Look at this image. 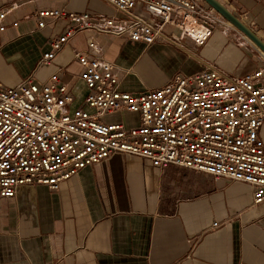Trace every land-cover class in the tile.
<instances>
[{
  "label": "crops",
  "instance_id": "crops-1",
  "mask_svg": "<svg viewBox=\"0 0 264 264\" xmlns=\"http://www.w3.org/2000/svg\"><path fill=\"white\" fill-rule=\"evenodd\" d=\"M219 1L264 41V0ZM9 7L14 10L6 19L8 29L0 34L1 81L7 87L27 79L45 82L66 68L74 106L87 93L76 54L91 52V41L116 66L121 89L133 94L209 67L234 78L263 66L259 49L225 19L207 23L197 36L168 25L163 33L171 40L151 46L85 31L44 66L40 61L50 40L68 23L49 21L37 29V10L124 16L104 0H4L0 11ZM134 12L150 20L143 5ZM14 21L18 27H12ZM115 115L122 119L107 121L138 125V115ZM259 135L264 142V123ZM0 264H264V204L254 205L248 184L177 166L161 170L118 153L81 170L58 191L25 185L16 197L0 199Z\"/></svg>",
  "mask_w": 264,
  "mask_h": 264
},
{
  "label": "built area",
  "instance_id": "built-area-1",
  "mask_svg": "<svg viewBox=\"0 0 264 264\" xmlns=\"http://www.w3.org/2000/svg\"><path fill=\"white\" fill-rule=\"evenodd\" d=\"M104 1L124 18L37 10V29H45L49 21L68 23L63 34L50 40L40 64L50 66L57 52L85 31L151 46L171 40L163 33L168 25L197 36L196 27L225 21L202 0ZM139 5L150 20L134 12ZM13 10L0 11V34L7 31L6 19ZM18 26L19 21L12 23ZM89 48L91 52L76 54L79 77L87 88L78 106L66 68L45 82L27 79L7 87L0 79V199L16 197L25 185L58 191L81 170L120 153L143 158L161 170L177 166L215 180L248 184L254 205L264 204V142L259 135L264 123L262 51L263 66L247 75L232 78L209 67L177 75L160 89L133 94L121 89L116 66L99 55L98 44L91 41ZM121 113L138 115V125L106 120Z\"/></svg>",
  "mask_w": 264,
  "mask_h": 264
},
{
  "label": "water",
  "instance_id": "water-1",
  "mask_svg": "<svg viewBox=\"0 0 264 264\" xmlns=\"http://www.w3.org/2000/svg\"><path fill=\"white\" fill-rule=\"evenodd\" d=\"M211 8L217 11L226 21L234 26L246 38H248L260 51L264 53V41L241 19L233 14L223 3L219 0H202Z\"/></svg>",
  "mask_w": 264,
  "mask_h": 264
},
{
  "label": "rangeland",
  "instance_id": "rangeland-1",
  "mask_svg": "<svg viewBox=\"0 0 264 264\" xmlns=\"http://www.w3.org/2000/svg\"><path fill=\"white\" fill-rule=\"evenodd\" d=\"M12 3H15V2H17L18 0H10ZM3 2H4V0H0V5L1 4H3ZM99 12H101L102 14H111L112 12L111 11H107V9L105 8H100V10H99ZM254 45V44H253ZM113 120V119H116V120H121L122 118L120 117V116H117V115H115V116H111V117H106V120ZM124 119H126L125 117H124ZM126 122H128V120H126Z\"/></svg>",
  "mask_w": 264,
  "mask_h": 264
},
{
  "label": "bare ground",
  "instance_id": "bare-ground-1",
  "mask_svg": "<svg viewBox=\"0 0 264 264\" xmlns=\"http://www.w3.org/2000/svg\"><path fill=\"white\" fill-rule=\"evenodd\" d=\"M231 25V24H230ZM201 30V27H197L196 29H195V33L197 34L199 31ZM248 39V38H247ZM249 40V39H248ZM250 41V40H249ZM251 42V41H250ZM252 43V42H251ZM253 44V43H252Z\"/></svg>",
  "mask_w": 264,
  "mask_h": 264
}]
</instances>
